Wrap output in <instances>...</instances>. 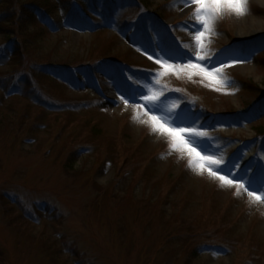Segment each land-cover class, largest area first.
<instances>
[{"label":"rangeland","instance_id":"obj_1","mask_svg":"<svg viewBox=\"0 0 264 264\" xmlns=\"http://www.w3.org/2000/svg\"><path fill=\"white\" fill-rule=\"evenodd\" d=\"M117 5L95 30L66 22L0 64V264H264V2ZM42 55L77 74H39ZM22 74L33 85L8 94ZM152 115L193 129L185 139L211 159Z\"/></svg>","mask_w":264,"mask_h":264},{"label":"trees","instance_id":"obj_2","mask_svg":"<svg viewBox=\"0 0 264 264\" xmlns=\"http://www.w3.org/2000/svg\"><path fill=\"white\" fill-rule=\"evenodd\" d=\"M75 1L79 2L80 7L76 3L71 7L69 0H0V35L5 37V41L0 43V64L6 62L5 60H8L9 56L17 51L34 52L33 48L35 50L38 46L37 40H41L42 42L47 35L53 34L63 28L66 22L70 24H81L85 22L91 26L92 30H95L99 24L103 23V18L109 14L112 15L113 12L110 11H114L118 7V0ZM123 1L120 0V2ZM65 4L70 9L68 12L66 11L67 13H64V16H60L59 12L61 7ZM92 12L98 13V16L90 18L89 14ZM155 14H157L156 11H151L148 16L160 19L161 15ZM34 24L35 26H33ZM132 25L134 27L131 31H135L139 23H133ZM132 25L128 26L131 27ZM40 57L45 60L36 61L35 66H32L39 74L53 76L54 73H62L65 71V67L69 70L67 72L77 74L76 67H69L68 64L63 67L64 69H61V63L52 60L51 56L45 57L42 55ZM110 64H105L101 70L103 68L107 69L108 67L111 69L118 68L117 65ZM91 72L94 74H91L92 77L97 80L99 71L92 70ZM32 83L31 76L22 74L20 78L16 79L13 85L1 86L6 89L8 94L20 95L25 93L24 89L32 86ZM35 97L39 100H46L40 93L35 94ZM260 131L263 132V129H260Z\"/></svg>","mask_w":264,"mask_h":264},{"label":"snow or ice","instance_id":"obj_3","mask_svg":"<svg viewBox=\"0 0 264 264\" xmlns=\"http://www.w3.org/2000/svg\"><path fill=\"white\" fill-rule=\"evenodd\" d=\"M194 4L199 7V9L203 12L204 10H207L209 8L214 9L216 11L221 10L222 7L228 6L229 8H235L237 11L240 10L242 0H193ZM203 23L205 26L208 24V18L206 16L201 17ZM205 35V32L201 31L197 34V41L202 43L203 37ZM147 54V53H145ZM151 58V57H150ZM157 64H160L165 71H175V65L168 63V62H162L159 60V58L155 61ZM188 68L191 69H197L199 68L206 76L210 77L213 80H216V76L213 72H210L208 69L203 68L200 64L197 63H189L187 65ZM141 100H147L150 103H156L158 101V96L156 94H152L150 96H143L139 97ZM154 128L161 132V133H167L169 136L173 138V140L176 142L178 146H183L188 149L190 154H193L197 160H204V159H211V157H203L200 155V153L196 152V149L192 147L191 144H189L188 140L185 139L186 136L194 135L196 134L193 129L190 128H184L180 126L176 127H170L167 123H165L159 116L152 115L151 117ZM203 167V165H200ZM219 175V173H215ZM221 180H227L228 183H232L233 181L228 180L225 176H220ZM252 195H256L255 192L251 193ZM264 197L257 196V199H261Z\"/></svg>","mask_w":264,"mask_h":264},{"label":"bare ground","instance_id":"obj_4","mask_svg":"<svg viewBox=\"0 0 264 264\" xmlns=\"http://www.w3.org/2000/svg\"><path fill=\"white\" fill-rule=\"evenodd\" d=\"M259 1L264 2V0H259ZM253 31H256V29H253Z\"/></svg>","mask_w":264,"mask_h":264}]
</instances>
